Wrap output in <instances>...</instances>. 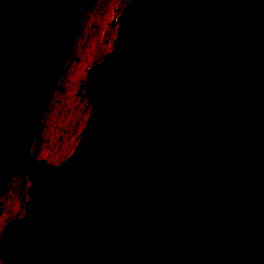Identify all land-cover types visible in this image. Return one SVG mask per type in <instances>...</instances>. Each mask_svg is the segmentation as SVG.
<instances>
[{"label":"water","instance_id":"water-1","mask_svg":"<svg viewBox=\"0 0 264 264\" xmlns=\"http://www.w3.org/2000/svg\"><path fill=\"white\" fill-rule=\"evenodd\" d=\"M93 0H0L1 264H264V0H126L61 161L30 156Z\"/></svg>","mask_w":264,"mask_h":264},{"label":"rangeland","instance_id":"rangeland-1","mask_svg":"<svg viewBox=\"0 0 264 264\" xmlns=\"http://www.w3.org/2000/svg\"><path fill=\"white\" fill-rule=\"evenodd\" d=\"M125 1L97 0L95 4L92 1L90 9L81 18L74 36L76 40L72 41L67 56L68 60L66 59L62 71L60 70L61 73L59 71L45 111L39 120V132L32 139L31 149L29 148L32 158L55 164L73 148L88 110L82 93L86 69L110 48L116 28L115 17ZM79 43L82 46L77 48ZM80 70L83 77H75ZM28 184L29 181L24 176L13 177L11 192H5L0 201V232L10 218L23 215L24 201L28 199Z\"/></svg>","mask_w":264,"mask_h":264},{"label":"bare ground","instance_id":"bare-ground-1","mask_svg":"<svg viewBox=\"0 0 264 264\" xmlns=\"http://www.w3.org/2000/svg\"><path fill=\"white\" fill-rule=\"evenodd\" d=\"M97 0H93V3L95 4V2H96ZM100 7H101V1H99V10H100ZM88 9H90V8H88ZM88 9H87V11H88ZM101 12H102V10H101ZM87 12H85L84 14H83V18H84V16H85V14H86ZM82 18V19H83ZM81 23H82V21H81ZM81 25V24H80ZM75 40H76V37L74 38ZM76 42V41H75ZM75 44V43H74ZM79 46H82V43H79L78 45H77V48L79 47ZM67 60H68V58H67ZM66 62V61H65ZM63 66H64V64H63ZM63 66H62V68H61V71H62V69H63ZM61 71H60V73H61ZM75 77H77V78H81V77H83V75H82V70H80L79 72H77V74H76V76ZM52 91V90H51ZM48 107V106H47ZM40 124H41V122H40ZM40 126L41 125H39V128H40ZM39 132V131H38ZM33 142V141H32ZM31 142V143H32ZM38 146V145H37ZM31 149V148H30ZM31 153V152H30ZM31 156V155H30ZM47 162V161H46ZM48 163H50V162H48ZM52 164H54V163H52ZM26 178H27V176H26ZM28 179V178H27ZM28 181H29V179H28ZM29 184H30V181H29ZM8 222V221H7ZM2 263V259H1V257H0V264Z\"/></svg>","mask_w":264,"mask_h":264}]
</instances>
